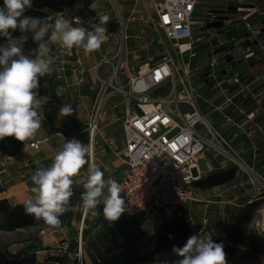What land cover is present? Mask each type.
Instances as JSON below:
<instances>
[{
  "label": "built area",
  "instance_id": "obj_1",
  "mask_svg": "<svg viewBox=\"0 0 264 264\" xmlns=\"http://www.w3.org/2000/svg\"><path fill=\"white\" fill-rule=\"evenodd\" d=\"M132 1L142 5L144 18L161 36L162 53L156 62L129 70L127 86L116 82L120 63L112 66L109 77L100 79L101 90L87 124L92 146L89 159L92 164L98 136L105 144L115 145L114 139L103 137L101 119L106 114V101L111 96H122L123 102L113 105L120 112L125 142L120 154L125 169L118 181L126 208L122 216L148 232L156 220L163 225L186 214L194 222L190 211L182 206L196 201L194 184L203 176L200 162L210 151L245 170L252 185L264 183L245 166L226 136L228 129L244 134L253 149L258 136L264 140V38H260L257 7L245 0L227 3L220 11L200 10L201 0ZM229 7H236V12L228 11ZM202 12L204 16L196 19V13ZM224 16L228 19L223 28L208 27ZM76 18L70 21L75 23ZM225 34L230 39L223 41ZM221 48L225 49L217 52ZM124 54L117 57L122 60ZM241 60L249 64L247 69L230 71ZM151 92L156 96H150ZM39 147L31 143V148ZM3 172L1 166L0 176ZM86 217L84 211L83 225ZM261 225L264 231V218ZM82 239L81 235L79 250Z\"/></svg>",
  "mask_w": 264,
  "mask_h": 264
},
{
  "label": "clouds",
  "instance_id": "obj_2",
  "mask_svg": "<svg viewBox=\"0 0 264 264\" xmlns=\"http://www.w3.org/2000/svg\"><path fill=\"white\" fill-rule=\"evenodd\" d=\"M31 6L32 0H4L0 7V36L8 40L0 47V140L15 137L25 142L41 128L38 93L34 90L39 87L40 77L53 72L54 58L49 46L59 44L66 49L83 48L86 54L94 52L104 43V25L110 19L107 14H98L99 22L90 31L73 26V21L63 14L43 19L25 16ZM75 23L79 24L78 18ZM17 28L33 34L38 43L33 56L24 55L18 40L12 38L9 30ZM72 112L70 104L60 109L63 116ZM91 151L90 143L85 145L75 138L64 141L51 165L38 166L31 176L33 196L23 203L25 214L42 219L50 227L59 226L60 216L67 211L66 205L73 196V185L78 182L73 178L88 165L80 197L85 213L100 215L97 207L102 204L106 220H119L126 210L121 185L112 177L105 178V172L89 162ZM173 253L181 257L175 264H227L224 245L215 243L210 235L193 234L182 248L174 246Z\"/></svg>",
  "mask_w": 264,
  "mask_h": 264
},
{
  "label": "crops",
  "instance_id": "obj_3",
  "mask_svg": "<svg viewBox=\"0 0 264 264\" xmlns=\"http://www.w3.org/2000/svg\"><path fill=\"white\" fill-rule=\"evenodd\" d=\"M216 1L219 2L220 0L211 1L213 3L209 2L210 5L207 7V10L212 9L214 11H220L218 10L220 7ZM90 2V7L97 16L98 14L109 15V26H120L122 22L125 27L124 31L129 33V37L127 36L126 38L131 39L128 46L131 44L132 49L136 48V39L139 38V29H136L133 21H144L142 5L139 3L135 4L132 0H90ZM206 2L207 1H202L200 3V9H203L201 4ZM221 2H223V4L231 3L227 0ZM224 7L222 10H224ZM115 12L117 15H115ZM73 16H75L74 12ZM74 24L76 23H73V26L78 25ZM241 36H243V33H240V37ZM108 42L109 41L105 39L100 49L88 54L77 50L75 52L76 59L74 60H57L53 57V70L56 72L57 81L60 83L59 88L56 91L55 97L52 99L37 97V99H39L37 111L42 120V126L32 138L23 142L24 146L21 149V152L15 157H10L0 152V167L2 166L4 170L1 176L8 187L6 192L2 193L0 198H6L14 205H17V203H23L25 200L33 196L31 189L34 185L31 176L34 174L38 166L48 167L51 165L57 150L64 141L67 142L75 138L85 145L89 144L87 124L90 111L97 101V96L101 90L100 79L104 78L101 76L100 71L104 64H109L111 67L115 66L111 61L114 60L116 56V49L114 46L108 44ZM54 45L57 50L59 49L64 55L70 58L73 56L74 53H72V49H62L61 45ZM104 59H108L109 63H103ZM119 60L120 58L116 61V66L120 63L122 69L126 73V78L123 79L125 85L119 82V76L116 82L119 85L127 86L128 71L135 67H130L128 65L126 67L124 64L127 63V61H123V58L122 60ZM153 60L154 58L150 59L151 62ZM136 68H138V66ZM109 102L111 103L109 104ZM121 102H123L122 96H111L107 102L109 105L108 108H105L106 114L101 119L100 126L103 137L105 139H114L115 145L111 147L108 144H105L102 138L98 136L95 140L94 160L92 163L105 172V178L113 176L117 182L123 178V171L125 169L123 157L121 158L120 156L125 147V142L123 140L122 130L121 138H118L119 130L116 127V124L117 122H120V112L115 111L113 105L121 104ZM66 104L72 106L73 112L71 115L63 116L60 114V109ZM226 136L231 139L235 153L241 158L245 166L249 169H253L257 176L264 179L263 138L258 136V144L256 149H253L250 139L244 134H235L234 130L228 129ZM31 143H38L40 145L39 149L36 150L31 148ZM213 156L217 157V155L214 154L212 157ZM37 161H39V165L37 164ZM223 162L226 163L228 161L220 162L222 169L223 167H228L222 166L224 164ZM229 163L230 165L232 164L234 167H237L234 163L230 161ZM87 167L88 165H85L84 169L81 170V174L73 178L75 181H78L77 183H74V188L82 189V191H84L83 183L86 180L85 174ZM226 170H228V168ZM112 173L114 174L112 175ZM247 182L251 184L249 180H247ZM102 211L103 205L101 204L99 205V212Z\"/></svg>",
  "mask_w": 264,
  "mask_h": 264
},
{
  "label": "rangeland",
  "instance_id": "obj_4",
  "mask_svg": "<svg viewBox=\"0 0 264 264\" xmlns=\"http://www.w3.org/2000/svg\"><path fill=\"white\" fill-rule=\"evenodd\" d=\"M201 1H207L206 3L201 4V7L204 10H207V7L210 5L209 2L213 0ZM221 1L223 0H220L219 2L216 1L220 7L218 10H222L227 4H223ZM227 1L232 2L233 0ZM74 15L79 19L78 25H83L82 18L77 9L74 11ZM115 15H117L116 12ZM195 16L196 19H200L204 16V12L196 13ZM143 20L144 21L141 22L137 20L133 21L136 29H139V38L136 39L137 46L134 49L131 48V44L128 46L131 39L126 38L127 36L129 37V33L124 31V26L121 27L120 24V26H109V24L104 25V27L107 28L104 37L109 41L108 44L114 46L116 49V56L114 60L111 61L115 66L117 64L116 61L118 60L117 55L121 54L123 51L125 53L123 61H127L128 63L124 64L126 67L127 65L130 67H137L144 62L150 61L152 58H157L162 53L160 45V40L162 39L161 36L151 28L145 18H143ZM90 26H93L92 23H90ZM229 39L230 35L227 34L221 37V40L223 41ZM18 43L22 48L25 46L31 48L33 45L29 38L19 39ZM5 45L6 44L3 46ZM236 63V67L230 69V71L241 72L249 66V64L245 63L243 60L236 61ZM102 67L103 68L100 71L101 76L104 78L109 77L113 67L109 64H104ZM124 78H126V73L122 69L119 74V82L123 85H125ZM111 91L112 89L110 88L109 92ZM156 94L157 93L155 92H151L150 96H156ZM109 99L105 103V108H108V105L111 103L109 102V104H107ZM120 125L121 122H117L116 127L119 130L118 138H121L122 129ZM213 154L214 152L212 153L211 151L206 153V156L200 162L201 170L203 171L202 179L217 171H223L227 168L234 167L232 164L230 165L229 162H223L224 164L222 166L228 167H223L222 169L220 162L227 161L226 158L222 155L212 157ZM234 168L237 169V180L235 183L229 184V186L214 187V189L210 190H204L196 185L193 188L196 201H187L182 208L190 211V216L194 220V222L190 221L191 226L202 225V232H200V235L202 236L210 235L212 239H215L217 235L215 225L217 222L222 221L225 224L235 223L240 215H245L246 217L243 219V223L240 225L239 229L245 236L248 233H252L259 236L264 241V231L261 225L264 218V183L259 181V183H255L256 185H251L247 182L249 177L245 170L243 171L238 167ZM2 198L4 197H1V199ZM70 199L72 203L75 204L73 209L77 212H81L83 218L84 209L81 199L76 196L71 197ZM229 202L236 203L238 206H233L231 204L228 205ZM97 211L99 212V206L97 207ZM100 214L101 215L98 216H92L89 213L87 214V217L88 219L91 217V219L85 225L82 224V221L79 223L73 222L71 227H64V229L52 233H47L39 228L19 230L18 232L13 233L0 231V252H16L19 248L35 245L37 256L41 263L58 264L51 259L59 258L66 264H81L82 261L85 264H91V258L85 248L84 241H82V247L81 250H79V239L81 235L83 238V231H88L86 235L87 239H92L101 235L107 237L111 231L118 227V223H123L126 219L121 216L119 220L109 222L104 218L103 211L100 212ZM181 219V222H185L189 219V216H186L185 214ZM161 226L160 222L156 220L154 221V224L148 228V232H159ZM75 240H77V251L73 249L70 250V247ZM186 241L187 240L181 243H170V245L164 246V248H162L157 254L154 262H142L141 264H175V262L181 259V257L173 253V248L174 246L182 248L186 244ZM232 245L240 249L241 252H239L237 257L226 256L227 264H264V242L260 246L255 243H250L249 241L238 240L234 241ZM81 252L82 254H80Z\"/></svg>",
  "mask_w": 264,
  "mask_h": 264
},
{
  "label": "trees",
  "instance_id": "obj_5",
  "mask_svg": "<svg viewBox=\"0 0 264 264\" xmlns=\"http://www.w3.org/2000/svg\"><path fill=\"white\" fill-rule=\"evenodd\" d=\"M90 0H32V6L25 11V16L35 18H46L48 16L55 17L56 14H63L64 18L70 20L73 17V12L77 9L82 18L83 25L88 30H93L92 25L97 24L96 13L90 7ZM4 6V0H0V7ZM13 39H30L32 47H23L24 55L33 56L35 50L38 48V43L34 40L33 34L29 31L22 33L19 28L16 30H9ZM6 37L0 36V47L7 44ZM50 55L54 58L61 59H76V51L84 52L83 48L72 49L73 56L70 58L56 48L54 44L50 46ZM159 58H154L152 63ZM56 72L53 70L51 75H45L39 78V87L34 90L38 93L37 97L52 99L55 97L56 91L59 88ZM23 142L18 141L15 137H5L0 140V152L7 156L15 157L21 152ZM237 180V169L229 168L228 170L217 171L214 174L200 179L194 186H200L204 190L214 189V187L229 186ZM7 185L4 183L2 176H0V196L6 192ZM82 189L73 187L72 197H81ZM75 204L71 199L66 205L67 211L60 216L61 224L57 227H50L44 221L36 220L33 216L26 215L23 203L12 204L6 198H0V231L18 232L19 230H30L39 228L47 233L57 232L64 227H71L73 222L82 221V213L77 212L73 208ZM89 214V213H87ZM245 215H240L235 223L225 224L219 221L215 225L217 231L216 238L213 239L215 243L223 244L224 251L227 257L239 255L240 249L233 246L232 243L238 240L249 241L257 245L263 244V239L259 236L248 233L246 236L239 229L240 225L245 219ZM85 224L90 219L85 218ZM189 220V219H188ZM181 222L182 219L171 220L164 223L159 232L147 233V231L139 230L135 221L126 218L123 223H118V227L109 233V236H97L92 239H87L88 231H83V241L87 252L91 258V264H141L142 262H154L157 254L162 248L170 243H181L188 240L193 234H200L202 232V225L191 226L190 221ZM172 235V239L168 236ZM77 240L73 242L70 250L75 251L77 248ZM36 246L29 245L27 247L19 248L16 252H0V264H44L41 263L37 256ZM72 250V251H73ZM234 258V257H232ZM48 260V259H47ZM50 260V259H49ZM58 264L63 263L62 259H51ZM78 264V263H77ZM81 264H85L82 263Z\"/></svg>",
  "mask_w": 264,
  "mask_h": 264
},
{
  "label": "water",
  "instance_id": "obj_6",
  "mask_svg": "<svg viewBox=\"0 0 264 264\" xmlns=\"http://www.w3.org/2000/svg\"><path fill=\"white\" fill-rule=\"evenodd\" d=\"M246 3H248L249 5L253 6L251 4V0H245ZM254 7V6H253ZM228 11H230L231 13H235L236 12V7H229ZM228 18L227 17H220V21L219 22H216V23H209L208 24V27H215L217 29H221L224 27V21L227 20ZM225 48H221L219 49L217 52H222ZM232 60V57H229L227 59V61H231Z\"/></svg>",
  "mask_w": 264,
  "mask_h": 264
},
{
  "label": "flooded vegetation",
  "instance_id": "obj_7",
  "mask_svg": "<svg viewBox=\"0 0 264 264\" xmlns=\"http://www.w3.org/2000/svg\"><path fill=\"white\" fill-rule=\"evenodd\" d=\"M251 4L257 7L258 13L260 14L261 21H260V31L261 36L260 38H264V0H251Z\"/></svg>",
  "mask_w": 264,
  "mask_h": 264
},
{
  "label": "bare ground",
  "instance_id": "obj_8",
  "mask_svg": "<svg viewBox=\"0 0 264 264\" xmlns=\"http://www.w3.org/2000/svg\"><path fill=\"white\" fill-rule=\"evenodd\" d=\"M147 69V66L144 67V70Z\"/></svg>",
  "mask_w": 264,
  "mask_h": 264
}]
</instances>
